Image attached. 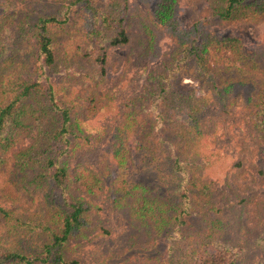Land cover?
<instances>
[{
	"label": "rangeland",
	"instance_id": "obj_1",
	"mask_svg": "<svg viewBox=\"0 0 264 264\" xmlns=\"http://www.w3.org/2000/svg\"><path fill=\"white\" fill-rule=\"evenodd\" d=\"M72 1L0 0V82L4 83L0 85V101L5 95L10 96L12 83L18 78L29 81L40 78L41 81V73H44L42 78L46 84L54 83L59 97L74 112V120L79 118V124L84 127L83 137L78 140L84 144L77 147L73 158L78 165L75 179L87 180L89 174L81 169L85 164L103 181L102 189L95 184L73 182L71 185L77 196L86 197L91 209L83 235L72 239L66 250L69 259L75 260V264H153L155 258L168 259L172 254L171 246L180 241L173 253L192 256V264L199 262L206 253L233 252L232 248L241 251L238 264H264V130L257 131L253 105L247 99L252 84H237L226 99H222L218 92L219 82L210 81L206 73H201L198 79L195 59L191 58L183 66H178L174 60L169 63L173 52H177L174 36L179 33L176 29L189 31L199 23L196 28L198 42L205 38L201 30L212 31L218 37L238 36L245 50L257 54L263 66L264 14L236 21L221 20L212 0H178L177 28L173 29L161 25L156 16L161 0H91L98 8L116 9L122 21L115 30L125 29L130 38L127 44L108 46L105 40L92 47L86 39L90 12L84 2L74 4ZM65 3L71 5L67 14L63 8ZM49 14L61 19L69 17L61 26L52 28L57 54V62L52 67L42 65L36 45V24L41 16ZM151 45L154 49L148 51ZM105 52L108 73L102 74L98 56ZM216 60L214 63L215 59L210 58L212 67H217V79L251 76L235 72L230 68L232 63L225 58ZM164 61L169 64L166 69L160 68ZM252 65L245 70L251 69L255 74L259 70ZM159 73L165 74L168 87L172 82L171 86L180 92L194 90L190 102L202 109L200 124L204 129L202 136L193 141L196 161L190 159L191 165L185 167L180 185L184 187L192 177L197 180L196 189L202 192L194 198L188 223L182 226L183 218L179 219L173 230L164 236L158 234V222H152L155 227H143L131 219L126 208L114 206L115 189L118 188L114 181L124 172L113 159L116 129L127 125L126 104L130 99L139 100L143 87L147 93L155 90V76ZM175 73L179 77L172 80ZM201 97L204 98L201 100ZM155 98L156 95L151 101L153 109H156ZM182 118L183 115L177 117L178 120ZM45 128V122L40 128L36 120L30 121L8 150L1 151L0 245L3 247L11 245L12 249L27 251L30 246L39 251L41 238L42 251L43 241L50 238L46 227L56 230L60 227L59 217L44 191V180L41 178L40 182L37 178L39 174H45L47 180L50 177V172L42 170L44 159L40 160L48 142ZM161 138L165 139L158 137ZM24 149H32L30 158H23ZM34 154L41 161V169L33 159ZM132 156L126 165L130 167L127 175L131 177L135 169L134 175L141 181L151 185L158 181L163 186V191L158 189L159 192L174 198L173 190L178 186L176 179L179 180L177 173L167 170L156 178L150 168L153 165L146 162L142 154ZM172 179L174 187L168 186ZM178 198L176 196V201ZM1 209H16V216L31 219L33 225H40V228L31 231L21 227L18 232L9 231L12 227L6 223ZM213 217H221L226 223L224 227L218 229L217 225L210 229L208 222ZM179 228L180 236L176 234Z\"/></svg>",
	"mask_w": 264,
	"mask_h": 264
},
{
	"label": "trees",
	"instance_id": "obj_2",
	"mask_svg": "<svg viewBox=\"0 0 264 264\" xmlns=\"http://www.w3.org/2000/svg\"><path fill=\"white\" fill-rule=\"evenodd\" d=\"M72 2L74 4L84 2L86 4L84 6L90 12V26L86 31V39H88L90 46H97L99 43H104L105 40L109 42L108 46H118L129 42L130 38L125 29L117 32L115 30L122 21V18L118 17L116 9L98 8L92 4L91 0H73ZM211 3L216 4L214 8L221 20L236 21L264 14V0H212ZM177 4L178 0H161L156 12L161 25L173 29L177 28L178 18L175 16ZM64 7L65 14H67L71 5L65 3ZM68 19V15H66V18L61 19L56 14H49L41 16L36 24V45L43 66L52 67L56 64L57 54L52 28L61 26ZM198 26L199 23L189 31L176 29L179 33L174 36L178 43L177 52H173V58L169 63L174 60L178 66H183L191 58L195 59L197 63L195 71L198 72V79L201 78V73H206L210 76V81L214 79V82H219L218 92L219 95L223 96L222 99H226L229 92L237 84H252L247 99L253 105L256 129L261 132L264 130V69H261L264 68V65L262 66L261 61L257 59L259 58L257 54L245 50L241 38L238 36L218 37L212 31L206 32L203 30L202 32L200 28V33H203L205 38L203 41L198 42L196 40L199 32L196 29ZM188 40H191V42H186ZM151 49H154L152 45L148 48V51ZM177 55L179 57H175ZM220 57L231 62L230 68L235 69V72L241 71L243 75L251 74V76L228 77L227 79L224 76L223 79H217L218 70L217 67H212L210 58L215 59L214 63H216V59ZM107 58L108 54L106 52L98 56V63L102 66V74L108 73ZM237 59L242 61L243 65H237V62H239ZM251 64L259 70L257 73L254 74L251 69L245 70L246 66L249 68ZM168 65L164 61L160 68L163 66L166 69ZM42 74L44 73H41V81L40 78H38V81L18 78L17 81L12 83L10 96L5 95L0 101V159L2 158L1 151L8 150L10 144L14 143L16 138H19L21 130L30 121L36 120L40 128L41 124L45 122L44 133H46L48 142L45 155L44 157L40 155V160L44 159L45 164L42 170L50 172V177L47 180L45 174H39L37 178L40 182L41 178L44 180V191H46L49 197L48 200L55 208V214L59 217L57 223L60 227H57L58 230L51 226L46 227V230H49L50 238L43 241L42 251L41 238H39V251H34L30 246L27 251H22L12 249L11 245L5 247L0 245V264H75L76 261L69 259L66 250L71 245L72 239L83 235L82 232L88 225V212L91 205L86 197L77 196L75 190L72 191L71 185L73 182L84 185L95 184L98 189H102V179H97L91 167H87L85 164H82L81 169L86 170L90 178L87 177V180L83 181L80 178L75 179L77 172H74L78 170V165H76L77 162H73V158L77 147L84 144V142H81V144L78 141L83 137L82 129L84 127L79 124V118L74 120V112L59 97V93L53 85L54 83L49 84L48 82L46 84ZM164 76V73L155 76L157 80L155 90L153 88L150 93H147L144 90L146 88L143 87L140 99H130L126 104L125 122L127 121V125L122 124L123 127L116 129L113 144V159L117 161L118 167H121L118 169L124 171L121 173V176H123L118 177L117 181L115 180L116 182L119 181V185L114 181L118 187L115 189L114 206L116 208H126L131 219L138 221L143 227H149L150 225L155 227L152 222H158L160 227L158 234L162 236L170 233L173 230V225L178 224L179 219L183 218L182 226L188 223V215L191 214L194 198L202 192L196 189L197 180L192 179V177H190L189 182L186 181L184 187L180 185L183 173L186 172L185 167L191 165V158L197 157V153L193 148V141L201 137L204 130L200 124L202 109L190 102L193 100V94L191 93L194 90L190 89L187 93L180 92L174 86H171L172 82L168 87L165 84ZM45 77L48 78L49 76ZM177 77H179V74L175 73L172 80L177 79ZM0 85H4V83L0 82ZM3 92L6 93V90ZM155 95L156 98L153 100L156 102L154 107L156 109H153L154 104L151 105V101ZM179 115H183L181 120L177 119ZM184 120L186 123L182 124L181 122ZM137 122L142 124L140 125ZM188 122H190L189 125ZM57 123L60 124L58 127L55 126ZM131 127H134V130ZM163 132L164 135H162ZM132 135H134L133 141H131ZM159 136H163L165 139H158ZM31 151L32 149H24L22 151L23 158H30ZM133 154H139V156L142 154L143 159L153 165L150 168L154 170L156 178L167 170H172L167 172L177 173L179 180L176 179L178 186L173 190L174 198H169L167 194L162 195L159 192V190L163 191V186L158 181L151 185V183L137 178L134 175L135 169L132 166L133 173L131 177L127 175V172H130V167L126 165ZM36 157L38 155L34 154L33 159L36 160L35 163L41 169V161ZM193 161H196V159L194 158ZM137 172L141 171L137 169ZM92 176L94 177L92 178ZM173 182L174 179L169 182L168 186L174 187ZM189 183L190 187L187 186ZM193 187L194 189H192ZM92 191V189H89V192ZM176 196L179 197L178 201L175 199ZM208 202L210 205L211 202ZM1 211L5 215L4 219L9 224L8 226L12 227L11 229L8 228L9 231L18 232L21 227L31 229V231H38L36 229L40 228V225H33L31 219L26 220L20 215L16 216V209H1ZM225 224L221 217H213L208 222V225H211L210 229L212 227L216 228L217 225L218 229L223 228ZM180 228L176 232H179ZM181 231L184 230L181 229ZM176 234L180 236V232ZM185 237L183 235V238ZM179 244L180 241L179 243L176 241L171 246L172 254L168 259L159 260V258H155L156 262L153 261V264H192V256L180 252L173 253ZM232 249L233 252L228 251L219 254L209 252L204 254L199 262H193L194 264H238L237 261L241 251L237 252L234 248ZM176 250L178 251V248Z\"/></svg>",
	"mask_w": 264,
	"mask_h": 264
}]
</instances>
